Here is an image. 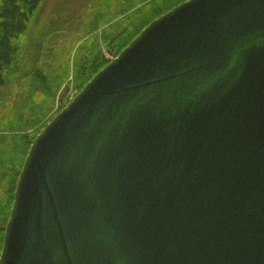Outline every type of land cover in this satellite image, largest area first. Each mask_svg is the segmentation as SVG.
<instances>
[{
  "label": "water",
  "instance_id": "water-1",
  "mask_svg": "<svg viewBox=\"0 0 264 264\" xmlns=\"http://www.w3.org/2000/svg\"><path fill=\"white\" fill-rule=\"evenodd\" d=\"M0 264H264V0H185L37 134Z\"/></svg>",
  "mask_w": 264,
  "mask_h": 264
},
{
  "label": "trees",
  "instance_id": "trees-1",
  "mask_svg": "<svg viewBox=\"0 0 264 264\" xmlns=\"http://www.w3.org/2000/svg\"><path fill=\"white\" fill-rule=\"evenodd\" d=\"M184 1L95 0L81 5V15L66 6L42 15L45 0H0V251L29 147L68 103L65 91L72 86L79 92L110 61L103 44L115 57L152 20Z\"/></svg>",
  "mask_w": 264,
  "mask_h": 264
},
{
  "label": "rangeland",
  "instance_id": "rangeland-1",
  "mask_svg": "<svg viewBox=\"0 0 264 264\" xmlns=\"http://www.w3.org/2000/svg\"><path fill=\"white\" fill-rule=\"evenodd\" d=\"M94 1L95 0H66L65 1L66 4L60 5L61 3H63V0H45V4L43 5V8H42V15L47 14L49 11H51L55 8H57L56 12L60 11V7H64V6L67 7L68 11L76 10L78 12V14L81 15V14L85 13V10H84V8H81V5H86V7H88V6L92 5L94 3ZM73 7H75V8H73ZM78 27H79L78 24L75 23L74 28L77 29ZM57 35L60 38V33ZM102 50H103V53L105 54L106 58H108V59L113 58V53L109 50L107 45L103 44ZM64 91H65V88L62 90V92H64ZM61 93L59 94V101L56 100L55 105H54V109L52 112L56 111L60 105ZM76 93H77V90L74 89L72 86H69L68 89L65 91V99L70 100V98H72Z\"/></svg>",
  "mask_w": 264,
  "mask_h": 264
}]
</instances>
